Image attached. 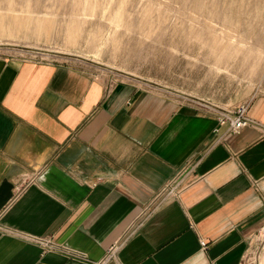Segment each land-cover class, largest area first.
Wrapping results in <instances>:
<instances>
[{"label":"crops","instance_id":"obj_1","mask_svg":"<svg viewBox=\"0 0 264 264\" xmlns=\"http://www.w3.org/2000/svg\"><path fill=\"white\" fill-rule=\"evenodd\" d=\"M187 100L0 54V264H93L116 243L106 264H242L264 229L263 128ZM248 116L264 127V94Z\"/></svg>","mask_w":264,"mask_h":264},{"label":"rangeland","instance_id":"obj_2","mask_svg":"<svg viewBox=\"0 0 264 264\" xmlns=\"http://www.w3.org/2000/svg\"><path fill=\"white\" fill-rule=\"evenodd\" d=\"M0 54L231 109L264 94V0H0ZM242 264H264V229Z\"/></svg>","mask_w":264,"mask_h":264},{"label":"built area","instance_id":"obj_3","mask_svg":"<svg viewBox=\"0 0 264 264\" xmlns=\"http://www.w3.org/2000/svg\"><path fill=\"white\" fill-rule=\"evenodd\" d=\"M24 58H32V59H40V60H49L47 57L43 56H25ZM248 109H249V102L244 103L242 105L236 106L231 109H220L218 112V118L220 123L222 124H228L229 128L233 131H238L243 127L246 126H257L260 128L264 127L260 125L255 120L251 119L248 116ZM39 242L44 244L45 246H52L51 242L46 239H39ZM203 245H205V242H202ZM121 248L120 244H113L112 247L107 251L106 255L99 261L94 262L93 264H106L109 261H117L118 260V253Z\"/></svg>","mask_w":264,"mask_h":264},{"label":"bare ground","instance_id":"obj_4","mask_svg":"<svg viewBox=\"0 0 264 264\" xmlns=\"http://www.w3.org/2000/svg\"><path fill=\"white\" fill-rule=\"evenodd\" d=\"M12 32H14V29L13 28H11L9 26L6 27V26H4V23L3 22H0V34L5 35V34H10Z\"/></svg>","mask_w":264,"mask_h":264}]
</instances>
